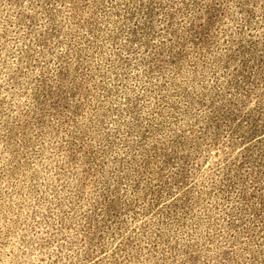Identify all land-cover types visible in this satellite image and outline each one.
Here are the masks:
<instances>
[{
	"label": "rangeland",
	"instance_id": "rangeland-1",
	"mask_svg": "<svg viewBox=\"0 0 264 264\" xmlns=\"http://www.w3.org/2000/svg\"><path fill=\"white\" fill-rule=\"evenodd\" d=\"M0 264H264V0H0Z\"/></svg>",
	"mask_w": 264,
	"mask_h": 264
}]
</instances>
